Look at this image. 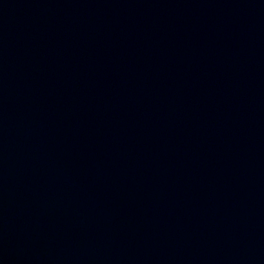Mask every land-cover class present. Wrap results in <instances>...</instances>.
<instances>
[{
	"label": "water",
	"instance_id": "obj_1",
	"mask_svg": "<svg viewBox=\"0 0 264 264\" xmlns=\"http://www.w3.org/2000/svg\"><path fill=\"white\" fill-rule=\"evenodd\" d=\"M0 264H264V0H0Z\"/></svg>",
	"mask_w": 264,
	"mask_h": 264
}]
</instances>
